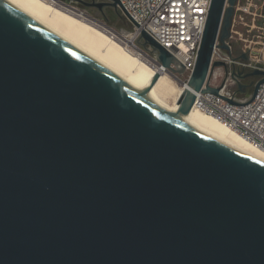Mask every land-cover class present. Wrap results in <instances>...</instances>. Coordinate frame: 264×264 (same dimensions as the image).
I'll use <instances>...</instances> for the list:
<instances>
[{
  "label": "water",
  "instance_id": "water-1",
  "mask_svg": "<svg viewBox=\"0 0 264 264\" xmlns=\"http://www.w3.org/2000/svg\"><path fill=\"white\" fill-rule=\"evenodd\" d=\"M237 1H211L170 112L148 94L159 74L135 90L0 0V264H264V165L182 119L195 93L219 94L214 69L229 73L211 62L215 47L229 50ZM63 2L108 27L109 7L125 20L118 0ZM137 45L183 84L146 32ZM262 68L236 74L259 79L248 96L237 83L243 104Z\"/></svg>",
  "mask_w": 264,
  "mask_h": 264
},
{
  "label": "built area",
  "instance_id": "built-area-1",
  "mask_svg": "<svg viewBox=\"0 0 264 264\" xmlns=\"http://www.w3.org/2000/svg\"><path fill=\"white\" fill-rule=\"evenodd\" d=\"M65 6L77 8L57 0ZM113 3L115 0H102ZM212 0H118V9L131 30H116L114 37L132 40L131 52L147 58L161 73L172 77L171 70L164 68L155 57L144 52L137 42L142 32H146L155 42L171 54L178 63L173 69L183 68L184 74L177 76L184 85L194 71L198 52L203 39L208 13ZM65 3V4H64ZM68 8V6H67ZM264 0H238L234 7L231 35L225 42L228 51L215 47L212 62H222L229 66L226 74L223 68H216L209 78L211 88H221L218 95L202 92L195 93L193 108L214 117L226 128L234 131L253 146L264 150V83L259 87L254 100L245 103V98L237 92L240 80L236 74L252 72L262 65L264 71V26L258 25L264 20ZM95 20V18H94ZM95 22L102 24L95 20ZM136 24V25H135ZM103 25V24H102ZM105 26V25H104ZM255 34V39L250 38ZM245 40V48L238 54L234 43ZM216 46H219L217 41ZM245 55L248 60L243 61ZM233 65L235 67H233ZM160 72L156 74H161ZM205 89V87L203 88Z\"/></svg>",
  "mask_w": 264,
  "mask_h": 264
},
{
  "label": "bare ground",
  "instance_id": "bare-ground-1",
  "mask_svg": "<svg viewBox=\"0 0 264 264\" xmlns=\"http://www.w3.org/2000/svg\"><path fill=\"white\" fill-rule=\"evenodd\" d=\"M5 1L135 90H144L154 75L160 72L147 58L128 49L133 47L132 40L127 39L122 43V39L114 37L113 30L95 22L83 12L44 0ZM159 75L156 84L148 91L149 96L164 109L179 111L177 101L188 90L187 85L177 84L166 73ZM182 119L208 137L264 165V150L253 146L214 117L193 108Z\"/></svg>",
  "mask_w": 264,
  "mask_h": 264
},
{
  "label": "flooded vegetation",
  "instance_id": "flooded-vegetation-1",
  "mask_svg": "<svg viewBox=\"0 0 264 264\" xmlns=\"http://www.w3.org/2000/svg\"><path fill=\"white\" fill-rule=\"evenodd\" d=\"M85 11H87L91 16H93L97 20L104 21V17H102L96 10H94V9H88V10H85ZM262 15L264 16V11H263V14ZM111 16H115V17L117 16L119 18L116 9H114L113 7H109L105 11V18L107 19V22H108L109 25L113 24L111 22ZM119 20H121V19L119 18ZM258 25H260L261 27H263L264 26V20H262V19L259 20L258 21ZM250 38L255 39V34L253 33L250 36ZM245 40L246 39H244L243 41H240L239 40V41H237V42H235L233 44L234 45V51H235L236 54L240 53L245 48ZM249 73H251V72L244 71V74L245 75L246 74H249ZM258 81H259V79L257 77H248L245 80L240 79L238 82L247 85L246 92H247V94H250V93L253 92L254 87L256 86V84L258 83ZM236 87L238 88V84L236 85Z\"/></svg>",
  "mask_w": 264,
  "mask_h": 264
},
{
  "label": "rangeland",
  "instance_id": "rangeland-1",
  "mask_svg": "<svg viewBox=\"0 0 264 264\" xmlns=\"http://www.w3.org/2000/svg\"><path fill=\"white\" fill-rule=\"evenodd\" d=\"M44 1H46V2H52V3H54V4H58V5H60V6H62V7H65V8H67V6H65V5H63V4H60L57 0H44ZM56 1V2H55ZM70 9V8H69ZM75 11H77V12H83V13H85L87 16H89V17H91V18H93L94 19V17L93 16H91L87 11H85V10H80V9H78V8H73ZM111 22L113 23V24H111V25H109L110 27H113L114 29H116V30H122V29H124V30H126L127 32H130V30H131V27H130V25L125 21V20H119V18L116 16H111ZM173 81H175V80H173ZM176 82V81H175ZM177 84H179L178 82H176ZM180 85V84H179ZM249 94H247L246 96H248ZM245 98V97H244ZM169 102H172V100H169Z\"/></svg>",
  "mask_w": 264,
  "mask_h": 264
},
{
  "label": "crops",
  "instance_id": "crops-1",
  "mask_svg": "<svg viewBox=\"0 0 264 264\" xmlns=\"http://www.w3.org/2000/svg\"><path fill=\"white\" fill-rule=\"evenodd\" d=\"M242 97H244V96H242Z\"/></svg>",
  "mask_w": 264,
  "mask_h": 264
}]
</instances>
